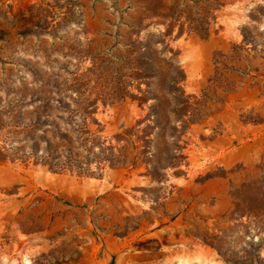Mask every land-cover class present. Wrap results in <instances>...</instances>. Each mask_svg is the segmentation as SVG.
Here are the masks:
<instances>
[{"label":"rangeland","instance_id":"374dc122","mask_svg":"<svg viewBox=\"0 0 264 264\" xmlns=\"http://www.w3.org/2000/svg\"><path fill=\"white\" fill-rule=\"evenodd\" d=\"M0 264H264V0H0Z\"/></svg>","mask_w":264,"mask_h":264}]
</instances>
